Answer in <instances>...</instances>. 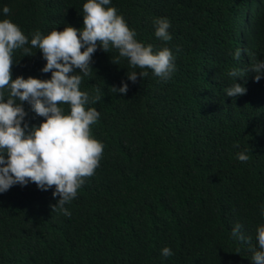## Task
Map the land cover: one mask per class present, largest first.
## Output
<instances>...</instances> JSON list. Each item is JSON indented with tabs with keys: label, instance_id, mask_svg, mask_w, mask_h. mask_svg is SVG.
<instances>
[{
	"label": "trees",
	"instance_id": "trees-1",
	"mask_svg": "<svg viewBox=\"0 0 264 264\" xmlns=\"http://www.w3.org/2000/svg\"><path fill=\"white\" fill-rule=\"evenodd\" d=\"M85 0H0L25 35L82 25ZM136 39L168 47L175 69L161 80L129 68L117 50L91 54L87 91L99 113L90 134L104 147L76 196L34 182L0 193V264H254L255 229L264 223V78L247 72L246 92L225 96L230 67L264 59V0H111ZM248 12V14H247ZM167 17L171 39L154 36ZM5 18L0 14V19ZM236 48L246 49L241 60ZM83 51V49H81ZM24 55V56H23ZM11 78L47 79L39 49L12 52ZM148 75L127 80L129 71ZM74 71H79L75 69ZM124 94L113 92L121 82ZM7 95V93H5ZM29 126L43 117L22 102ZM65 112L68 106L62 105ZM247 150L248 160L238 152ZM239 223L247 237L230 230ZM169 247L173 255L163 257Z\"/></svg>",
	"mask_w": 264,
	"mask_h": 264
},
{
	"label": "clouds",
	"instance_id": "clouds-1",
	"mask_svg": "<svg viewBox=\"0 0 264 264\" xmlns=\"http://www.w3.org/2000/svg\"><path fill=\"white\" fill-rule=\"evenodd\" d=\"M111 0H85L82 4V25L74 28H56L47 34L34 31L25 35L20 27L6 18L10 9L7 5L0 8V193L10 186L26 185L34 182L37 189L52 188L51 195L59 197L52 208L70 215L64 205L77 194V189L91 176L98 166L103 143L90 134L100 113L93 107L95 97L80 90L84 76L91 70V54L99 47L107 53L111 47L118 52L119 58H127L129 68L150 69L161 80H167L175 69V56L168 47L153 51L151 44L138 41L135 30L128 27L115 7H105ZM248 14V12H247ZM170 21L167 17L154 20V36L169 41ZM39 49L46 61L40 71L51 72L47 79L33 77L11 78L10 66L12 52L20 49L25 55ZM83 49V51H81ZM246 49L236 48L232 56L241 60ZM24 56V55H23ZM79 69V71H74ZM247 72L254 73L252 79L264 78V59H255L247 67H230L226 75L232 83L224 89L225 96L237 97L246 92L244 82L237 83ZM148 75L147 70L129 71L127 80L135 82L137 77ZM127 83L111 89L124 94ZM7 93V95H5ZM26 102L32 112L43 117L38 126H29L25 120ZM68 106V111L62 105ZM239 161H247V150L238 152ZM264 217V208L260 211ZM241 225L236 223L230 230L231 237L244 240ZM257 248L253 250L251 261L264 264V223L255 229ZM163 257L173 255L167 246L160 250Z\"/></svg>",
	"mask_w": 264,
	"mask_h": 264
}]
</instances>
